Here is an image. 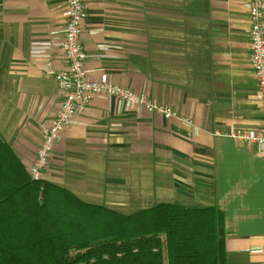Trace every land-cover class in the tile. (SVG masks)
I'll return each mask as SVG.
<instances>
[{
	"label": "crops",
	"instance_id": "obj_1",
	"mask_svg": "<svg viewBox=\"0 0 264 264\" xmlns=\"http://www.w3.org/2000/svg\"><path fill=\"white\" fill-rule=\"evenodd\" d=\"M88 77L144 94L191 118L120 113L96 98L58 142L45 182L123 214L160 203L216 206L226 219L228 264H264V151L218 137L264 123L251 64L247 0H83ZM64 0H0V138L25 169L42 126L62 105L34 43L63 50Z\"/></svg>",
	"mask_w": 264,
	"mask_h": 264
},
{
	"label": "trees",
	"instance_id": "obj_2",
	"mask_svg": "<svg viewBox=\"0 0 264 264\" xmlns=\"http://www.w3.org/2000/svg\"><path fill=\"white\" fill-rule=\"evenodd\" d=\"M25 168L0 138V264H228L216 206L123 214L33 181Z\"/></svg>",
	"mask_w": 264,
	"mask_h": 264
},
{
	"label": "built area",
	"instance_id": "obj_3",
	"mask_svg": "<svg viewBox=\"0 0 264 264\" xmlns=\"http://www.w3.org/2000/svg\"><path fill=\"white\" fill-rule=\"evenodd\" d=\"M66 26L63 41L59 45L63 50L67 67L57 71L52 65L50 52L55 46L52 42L34 43L32 54L46 59L47 75L53 77L62 91V105L55 119L42 126V144L34 163L28 168L33 181H44V172L48 168L51 155L64 134L72 128L79 115L86 112L96 98L116 101L120 113L135 111L157 113L167 120H179L193 127L194 121L182 117L179 113L156 100L138 94L129 88L109 81L89 79L86 68V56L81 47V36L87 20V7L83 0H64ZM246 8L250 18L251 64L258 85V98L264 113V0H247ZM218 137L230 138L243 145H253L264 151V123L254 129L234 128L225 133H215ZM252 253H264V249H253Z\"/></svg>",
	"mask_w": 264,
	"mask_h": 264
}]
</instances>
